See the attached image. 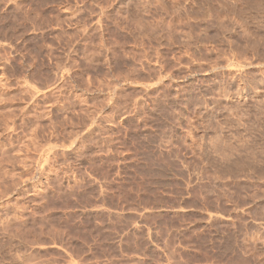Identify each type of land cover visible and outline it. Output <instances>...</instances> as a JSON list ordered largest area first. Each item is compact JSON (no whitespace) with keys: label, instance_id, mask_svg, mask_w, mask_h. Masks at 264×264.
<instances>
[{"label":"rangeland","instance_id":"obj_1","mask_svg":"<svg viewBox=\"0 0 264 264\" xmlns=\"http://www.w3.org/2000/svg\"><path fill=\"white\" fill-rule=\"evenodd\" d=\"M0 264H264V0H0Z\"/></svg>","mask_w":264,"mask_h":264}]
</instances>
